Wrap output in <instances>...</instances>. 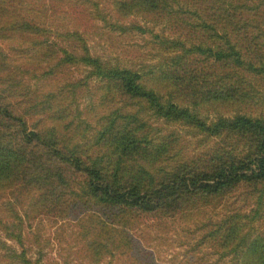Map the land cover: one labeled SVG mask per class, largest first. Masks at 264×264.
Listing matches in <instances>:
<instances>
[{
  "label": "trees",
  "instance_id": "obj_1",
  "mask_svg": "<svg viewBox=\"0 0 264 264\" xmlns=\"http://www.w3.org/2000/svg\"><path fill=\"white\" fill-rule=\"evenodd\" d=\"M114 1L122 18L162 27L122 26L150 34L158 63H113L93 56L85 39L80 51H69L50 39L63 33L42 10L28 0H0V201L13 205L30 195L47 212L92 209L96 226L114 237L113 254L129 255L130 264H264V229L257 226L264 224V116L230 114L254 104L264 83V0ZM66 34L82 38L76 30ZM71 66L84 75L55 80V89L31 85ZM91 84L99 109L88 120L79 98ZM148 111L213 143L183 151L174 133L157 134ZM33 115L43 124L34 126ZM241 187L255 202L250 212L227 199ZM215 207L216 219L198 222ZM148 215L191 218L190 232L202 237L189 260L162 261L137 241L130 224ZM95 245L98 253L105 247ZM199 248L206 253L198 259ZM10 255L3 264H38L26 251Z\"/></svg>",
  "mask_w": 264,
  "mask_h": 264
},
{
  "label": "rangeland",
  "instance_id": "obj_2",
  "mask_svg": "<svg viewBox=\"0 0 264 264\" xmlns=\"http://www.w3.org/2000/svg\"><path fill=\"white\" fill-rule=\"evenodd\" d=\"M30 6L42 10L47 14V23L53 30L63 33V39L57 35H51L50 39L61 43L68 48L80 51L81 39H85L95 57L104 60L118 61L121 65H132L135 67L150 66L158 63L161 56L157 54L159 48L155 40L149 33L139 32L137 30L127 31L123 25H129L135 21L144 26L153 27L156 31H161L162 27L154 23L142 20L140 17L122 18L119 16L114 0H28ZM99 5V10L94 5ZM108 17L109 20L103 18ZM119 20L121 26L113 25ZM42 22L44 19L41 20ZM126 23V24H125ZM79 31L82 38L69 37L67 31ZM47 37V36H46ZM25 41V40H23ZM10 43V42H9ZM21 53L22 55L25 53ZM12 57L19 56L18 51H8ZM71 69L65 67L56 74L57 78L35 79L31 85L38 83V87H53L58 81L76 79L84 75L81 66H71ZM83 71V73H81ZM22 76L19 75V77ZM29 80V76H26ZM56 82V83H55ZM44 85V86H42ZM259 95L256 97V104L250 103L247 106L243 104L230 114L238 110L247 111L256 116H264V83L257 84ZM98 86L91 84L88 89L83 88L80 93L79 101L83 115L88 120L97 107ZM53 89V90H54ZM90 91V93L88 92ZM97 92V93H96ZM92 100V101H91ZM92 103L89 105V103ZM91 108V114L87 109ZM94 109V111L92 110ZM106 112V110H105ZM151 112L146 113V119L153 125L159 135H175L178 138L179 146L183 151H201L213 143L212 139H206L194 128L184 127L179 123H167L164 119L156 117ZM227 114V113H224ZM38 115V114H37ZM33 115L30 122L36 125H42L41 117ZM215 116L211 115L210 119ZM250 190L241 187L228 197L234 207L241 211L250 212L254 205V200L249 195ZM226 199V200H227ZM19 201V202H18ZM87 204L86 207H90ZM83 211L79 214L75 209L73 211L56 213L47 212L35 208L33 199L30 195H24L19 200H14L13 205L8 204L5 199L0 201V262L3 264V258L13 257L10 254L26 251L28 255L38 261V264H130L129 255L113 254L112 239L103 232L100 226H96L95 219L98 216L92 209ZM221 209L218 207L210 208L196 216L198 222H205L208 217L216 219ZM95 218V219H94ZM133 228L134 237L140 244H145L152 248L156 256L162 261H187L192 256V246L199 242L202 237L201 232H190L194 226L191 218L178 215L173 218H159L154 215H148L130 224ZM264 224L257 223V226ZM259 229V228H258ZM110 239V240H108ZM118 240V239H117ZM103 241L105 247L98 253L97 249L91 248L93 244ZM110 249V250H109ZM194 257L198 259L205 253V249H197ZM202 261V260H201ZM201 261H198L201 262Z\"/></svg>",
  "mask_w": 264,
  "mask_h": 264
}]
</instances>
